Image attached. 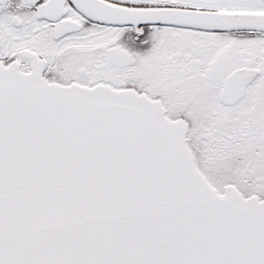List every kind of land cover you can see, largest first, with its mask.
Masks as SVG:
<instances>
[{
  "label": "snow or ice",
  "instance_id": "6c2138e0",
  "mask_svg": "<svg viewBox=\"0 0 264 264\" xmlns=\"http://www.w3.org/2000/svg\"><path fill=\"white\" fill-rule=\"evenodd\" d=\"M0 264H264V0H0Z\"/></svg>",
  "mask_w": 264,
  "mask_h": 264
}]
</instances>
